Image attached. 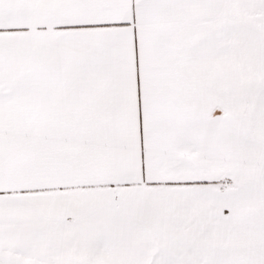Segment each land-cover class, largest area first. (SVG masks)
<instances>
[{
    "label": "snow or ice",
    "instance_id": "6c2138e0",
    "mask_svg": "<svg viewBox=\"0 0 264 264\" xmlns=\"http://www.w3.org/2000/svg\"><path fill=\"white\" fill-rule=\"evenodd\" d=\"M0 264H264V0H0Z\"/></svg>",
    "mask_w": 264,
    "mask_h": 264
}]
</instances>
